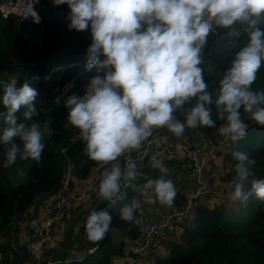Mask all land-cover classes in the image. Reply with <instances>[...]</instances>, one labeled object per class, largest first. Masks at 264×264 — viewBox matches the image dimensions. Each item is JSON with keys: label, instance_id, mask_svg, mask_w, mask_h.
I'll return each instance as SVG.
<instances>
[{"label": "clouds", "instance_id": "9594fccd", "mask_svg": "<svg viewBox=\"0 0 264 264\" xmlns=\"http://www.w3.org/2000/svg\"><path fill=\"white\" fill-rule=\"evenodd\" d=\"M40 0H27L24 19L40 23L35 9ZM57 6L67 5L69 29H90L92 43L88 48L87 69L96 66L101 74L94 76L87 94L71 95L66 100L68 121L77 128L89 159L107 165L117 161L128 150H138L154 129L167 127L176 137L185 127H213L211 95L206 91L201 50L213 25L228 28L238 35L235 25L246 26L249 42L236 53L230 69L220 81L215 101L226 125L220 129L232 141L247 134L248 125L241 119L240 109L249 113L257 125L264 127V94L252 90L257 72L264 61V0H53ZM55 66V65H54ZM36 89L28 82L18 86L16 78L2 83L0 104L6 111L7 125L0 132V146L5 154L4 167L17 159L41 163L45 137L53 134L47 125L27 123L38 115L34 101ZM192 98H197L186 122L176 120L173 113ZM24 121L18 123L21 108ZM236 175L232 201L245 203L252 196L264 202V178L250 181L255 161L236 152ZM153 166H158L155 156ZM135 165H129L133 177ZM123 173L116 166L106 171L99 184V194L113 201L121 192ZM154 184L161 204L171 207L176 189L171 180L159 179ZM148 202H153L149 200ZM101 201V205L103 204ZM100 208V207H99ZM135 201L121 210V219L137 222ZM112 216L107 210L92 211L85 231L90 242H100L109 231ZM93 247V246H92ZM96 250V249H95ZM94 250V251H95ZM93 251V252H94Z\"/></svg>", "mask_w": 264, "mask_h": 264}, {"label": "trees", "instance_id": "16d2710c", "mask_svg": "<svg viewBox=\"0 0 264 264\" xmlns=\"http://www.w3.org/2000/svg\"><path fill=\"white\" fill-rule=\"evenodd\" d=\"M26 2L27 0L21 4L20 0H0V5L9 3L14 7H23ZM35 9L41 17L38 24L32 22L31 18L4 14L0 9V80L14 77L18 86L28 82L37 90L38 96L33 103L38 115L33 116L27 123L38 122L41 126L47 125L53 134L50 138L45 137V149L40 164L18 158L15 164L5 168L3 165L6 157L3 146H0V238L7 240L0 243V264H11L10 259L4 256L9 252L14 254L8 240L17 231V224L22 219L29 218L25 216L37 198L51 201L62 186L68 168L73 178L77 179L88 176L92 169H97L99 174L105 170V165L87 156L86 142L83 141L79 130L69 123V110L66 106L69 96L87 94L91 79L97 74H103L96 66L90 70L86 68L88 48L92 43L90 29H69L70 20L67 16L70 10L67 5L57 6L53 0H40ZM234 27L238 35H230L228 28L213 25V30L202 47L200 67L207 84L206 91L212 97V103L207 107L211 109V118L215 125L198 126L196 137L203 135L209 139L227 123L226 114L225 118L221 119L215 104L220 91V81L230 69L236 53L249 42L246 26L237 24ZM259 27L264 28V22H261ZM61 64L70 66L51 73L48 80L43 78L54 65ZM60 87H63V90L59 92ZM251 87L253 91L264 94V61ZM55 99L58 102H55ZM196 102L197 98L186 102L173 113L174 118L178 116L184 123L183 114L189 112ZM6 111L0 104V132L7 126L4 122ZM24 111L26 108L22 107L16 113L18 123L25 122ZM239 111L242 121L248 125V130L241 140H231L229 149L222 153L221 167L225 169V173L214 177L220 190L211 189L214 194L212 199L201 198L194 203L190 214L180 224L179 232L163 242L166 256H155L154 264H264V202L252 196L234 209L235 207H230L225 202L221 203L224 196L219 195L221 192L226 193L223 190L230 191L234 187L232 182L236 170L231 171V167L232 164L239 163L234 156L236 152L247 154L249 159L255 161L252 165L254 176L250 177L246 190L250 188L251 179L264 178V127L257 125L249 113L246 118L243 107ZM194 132L187 133L190 134L188 142L193 139ZM177 139L174 137L173 144ZM63 149L66 150L62 152ZM131 165H135L134 169H131L134 176L130 178L127 172L122 171L120 194L113 201L103 203L102 200L103 204L100 205V211L107 210L112 216L106 237L100 242H90L85 228H82L72 236L67 232L62 243L56 242V249L72 245L71 247L79 251L97 245L93 253L85 254L81 262L73 264H113L125 255V241L140 237L141 214L138 206L135 223L122 220L121 210L135 201L140 185L152 178L150 170L153 169L154 161L151 156H147L141 164ZM13 173H22L26 180L13 184ZM69 187L72 188L71 181ZM185 202L186 195L177 192L173 204L181 205ZM17 251H21V246ZM15 255L17 257L14 264H21L24 257L27 259L25 252Z\"/></svg>", "mask_w": 264, "mask_h": 264}, {"label": "built area", "instance_id": "2783aa9c", "mask_svg": "<svg viewBox=\"0 0 264 264\" xmlns=\"http://www.w3.org/2000/svg\"><path fill=\"white\" fill-rule=\"evenodd\" d=\"M26 0H20L24 3ZM67 65L53 66L49 74L43 78L48 80L50 74L63 69ZM14 77L1 78L0 84ZM37 77H33L35 79ZM60 91L63 87H60ZM55 102H58L55 99ZM167 127L154 129L152 135L143 141L138 150H128L121 157H118L120 164L125 172L128 173V166L133 163H141L147 156H155L157 160H167L173 157H180L182 161L186 160V165L194 175V182L197 187L191 190L186 196V202L181 205L173 204L163 217L161 223L149 225L142 235L139 242L131 249L125 252V255L117 259L113 264H140L143 255L148 252H154L161 248L163 242L172 238L179 230L180 224L190 214L194 203L201 198L214 197L211 190V182L215 165V158L229 149L231 138L214 132L211 138H193L189 142L186 154L176 151L170 142L163 141V133ZM66 149H63L64 152ZM185 159V160H183ZM128 176V175H127ZM71 171L68 168L62 186L54 194L47 209L42 213L32 215L26 220V242L24 246L29 264H73L81 262L85 254H91L97 248V245L89 247L86 250L74 249L70 255H64L54 258L53 252L56 250L55 236L52 234V228L55 224L64 220V218L73 209L76 202L93 194V186L90 184L76 192L69 187Z\"/></svg>", "mask_w": 264, "mask_h": 264}, {"label": "crops", "instance_id": "0c3cea01", "mask_svg": "<svg viewBox=\"0 0 264 264\" xmlns=\"http://www.w3.org/2000/svg\"><path fill=\"white\" fill-rule=\"evenodd\" d=\"M178 118H179L178 116L175 117L176 120H178ZM185 134L186 133H183L182 136L177 137L178 139L173 144L175 136L169 129H167L163 133V137L162 138H163V141L167 140L168 142L171 143V145L173 144L172 147L174 149H175L176 143L179 141L181 143L180 153H182L181 155H184L188 151V146H189V142H190V141L188 142V139H187L188 136L185 135ZM203 137L206 138L205 136H203ZM221 156H222V154H219L215 158V165H214V171H213L214 177L217 174H220L222 176L225 173V169L224 168H222L221 166H220V168H218V164L221 165V161H219V160H221ZM181 159L182 158L176 156V157H173L172 159L158 160L160 162L159 166H161L162 164H164L166 162V164L168 166V170H169V171H165V176H164L163 173L160 174L159 179H165L167 173L170 174L169 178H172V176L176 175L178 177V179H179L178 184L177 183L174 184L175 189H176V193L179 192V193L184 194V195L187 196V194L191 191L192 184L195 183L194 182V175L190 171V168L187 167L186 160L183 159L185 161H182ZM118 163H120L119 158H117V161H114L113 164L110 165L108 169H105L102 174H98L97 170L94 169L93 171H91L93 177L88 182L85 181L84 179L73 178V176L71 174L70 181L72 182V189H74L76 192H80L86 186H88L89 184H92V186H93V194L91 196H87V197L77 201L75 206L73 207L72 211L66 216L65 220H63L61 223H59L58 225H55L53 227V229L55 228L53 234L55 236V240H56L57 243H62L63 242L64 236L66 235V233L68 231H70L71 236H72L77 231H79L80 229L85 228L87 217L90 215V213L92 211H97L99 209V207L101 205V200L103 199L100 196V194H99L100 181L103 179V176H104L105 172L106 171H111V169L113 167L118 166ZM135 164L137 165L138 163H135ZM121 168H122V166H121ZM121 171H123V170L121 169ZM214 180L212 178L211 189L212 190H218V186L216 185ZM151 189H155V188H154V184H152L150 182V180H149V181H147L145 183V186H144L143 190H141L138 193V202L140 203L141 210H142V212L139 211L140 214H141L140 220H139V227L141 228V235H142L144 230L149 225L161 223L163 217L165 216V214L168 212V209H169V206L161 204L159 202V200L157 199L156 195H154L155 194L154 191L152 192V195H154V196L151 199V201H153V202L150 203V202L147 201L145 195L142 192L143 191H149ZM96 199H98L97 202H95ZM34 205L35 204H33L29 208V211H28V213H27V215L25 217H29V216H32L34 214L36 215L37 212H34L32 215H31V212H30L31 208ZM47 206L44 207V208L47 209ZM77 207L81 208L80 212L76 211ZM42 211H43V209L38 211L37 214L42 213ZM27 219H25V221ZM24 223H19V225H21V234H22V237H23V241L21 242V251H17L14 254L12 253V254H10V256L7 255V254L4 256V257H8V258L10 257L9 259L11 261V264L15 263L14 260L17 257V255H15L16 253L20 254V253H24L25 252L24 246H25V242H26V237H25L26 228H25ZM178 232H179V230H178ZM15 236H16V232L14 234H12L13 238ZM139 239H140V237L138 239H136V240L125 241L126 245H127V250H129L132 247H134V245L139 242ZM73 244H75V243H73ZM71 246H61L60 248H58L56 250L59 252V254L61 252H63V254L65 256L66 255L68 256V255H70V253H72L74 251V248L71 247ZM73 246H75V245H73ZM166 254H167V251L164 248V246H162L157 251L146 253L144 255V257L142 258L140 264H154L155 256L163 258V257L166 256ZM27 259H28V257H27ZM27 259L24 257L21 264H29V262L27 263Z\"/></svg>", "mask_w": 264, "mask_h": 264}, {"label": "rangeland", "instance_id": "374dc122", "mask_svg": "<svg viewBox=\"0 0 264 264\" xmlns=\"http://www.w3.org/2000/svg\"><path fill=\"white\" fill-rule=\"evenodd\" d=\"M21 3V2H20ZM22 4V3H21ZM0 9L2 10V12L4 13V14H10V15H13V16H15V17H17V18H20L21 16H23V11H24V6L23 7H17V6H13L12 4H9V3H6V4H3V5H0ZM59 92H60V90H59ZM58 99V98H57ZM184 113V112H183ZM187 114H188V112H185L184 114H183V118H184V122H186V117H187ZM244 116L246 117V118H248V116H247V113H245L244 114ZM181 120H182V118H178V121H180L181 122ZM194 131H196V132H194ZM197 131H199V129H198V126L195 128V129H192V128H188L187 126L185 127V131H184V133H186L185 135H187V136H190V134H187V133H191V132H194V133H192V137L193 138H198V139H202L203 138V135H201V136H198V137H196L197 135H198V132ZM175 136V135H174ZM176 137V136H175ZM175 149L178 151V152H180V149H181V143L178 141L177 143H176V145H175ZM219 161H221V160H219ZM113 164V162H109L107 165H105V168L104 169H108L109 168V166L110 165H112ZM139 164H141V163H138L137 165H139ZM220 164H218V168H220ZM118 167H120V169H122L123 170V168H121V165H120V163H118ZM153 169H151L150 170V173H151V175H152V178L150 179V182H153V181H156V180H159V175L160 174H164V176H165V171H169L168 170V166H167V164H166V162L164 163V164H162L161 166H153L152 167ZM236 169V164H232V167H231V171H233V170H235ZM94 169H92L91 171H93ZM95 170H97V169H95ZM124 171V170H123ZM97 173H98V171H97ZM156 173H157V175H156ZM99 174V173H98ZM159 174V175H158ZM169 173H167L166 174V178H165V180H171L172 182H173V184H178V182H179V179H178V177L175 175V176H172V178H169ZM11 176H12V182H13V184H18V183H20V182H22V181H25L26 180V178L23 176V174L22 173H13V174H11ZM10 176V177H11ZM92 173L90 172L89 173V175L88 176H86V177H84L83 179L85 180V181H90L91 179H92ZM20 180V181H19ZM213 180H214V175H213ZM83 183V182H82ZM87 185V184H86ZM90 185V184H89ZM88 185V186H89ZM144 186H145V183H142L141 185H140V187L138 188V190H137V194H136V196H135V202H136V204H137V206H138V210L140 211V212H142V210H141V205H140V203L138 202V193L141 191V190H143V188H144ZM217 189V188H216ZM218 190H220L219 189V187H218ZM155 192V189H151V190H149V191H143L142 193L145 195V197H146V199H147V201H149V200H151L152 198H153V196L154 195H156V193L154 194V195H152V192ZM214 191H217V190H214ZM223 191H225L226 193L225 194H223L222 192L219 194L220 196H224V198H223V200H221V203H223V202H225L226 204H228L230 207L231 206H233V207H235L234 209H236V208H238L239 206H241L243 203H239V202H233L232 201V199H231V197H232V193H233V191H234V187H233V189H231L230 191L228 190V189H225V190H223ZM38 200L36 201V203H35V205L31 208V210H30V212H31V215L34 213V212H38V211H40L41 209H45L44 207H46L48 204H49V202H51V201H49V199L48 200H42L40 197L39 198H37ZM214 201V200H213ZM76 211L77 212H80L81 211V208L80 207H77L76 208ZM97 211H100V208L97 210ZM30 217V216H29ZM26 223V221H25V219H22L19 223ZM62 222V221H61ZM61 222H59V223H61ZM25 223H24V225H25ZM59 223H57V224H55V225H58ZM54 225V226H55ZM19 226V227H18ZM17 231H16V236L13 238V237H11L8 241L10 242V245H11V248H12V250L14 251V253L16 252V249L19 247V246H21V242L23 241V237H22V234H21V225H17ZM23 228V227H22ZM55 229V228H54ZM54 229L52 228V234H53V232H54ZM20 231V232H19ZM69 233H70V231H68ZM67 234V233H66ZM54 235V234H53ZM66 236V235H65ZM4 237H1L0 238V243H2V242H4V241H7V240H5V239H3ZM13 252H9L8 253V255L10 256V254H12ZM53 255H54V258H57L60 254H59V252L57 251V250H55L54 252H53ZM143 257H144V255H143ZM142 257V258H143ZM10 258V257H9ZM29 261H28V259H27V263H28Z\"/></svg>", "mask_w": 264, "mask_h": 264}, {"label": "water", "instance_id": "95a60500", "mask_svg": "<svg viewBox=\"0 0 264 264\" xmlns=\"http://www.w3.org/2000/svg\"><path fill=\"white\" fill-rule=\"evenodd\" d=\"M196 187H197V184H196V183L192 184V186H191V190H194ZM101 201H102V200H101Z\"/></svg>", "mask_w": 264, "mask_h": 264}]
</instances>
